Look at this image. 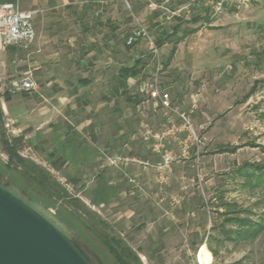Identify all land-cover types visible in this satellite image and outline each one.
Returning <instances> with one entry per match:
<instances>
[{
  "label": "rangeland",
  "instance_id": "rangeland-1",
  "mask_svg": "<svg viewBox=\"0 0 264 264\" xmlns=\"http://www.w3.org/2000/svg\"><path fill=\"white\" fill-rule=\"evenodd\" d=\"M122 1L128 20L125 38L135 19L142 21L157 40L162 30L171 35L175 27L181 28L178 39L170 36L160 46L164 65L172 56L161 76L162 88L170 94L173 108L187 112L196 104L191 121L199 140L188 139L185 151L187 130L171 112V119L183 131L169 134L167 147L174 159L170 166L165 167L162 158L152 154L147 145L131 142L141 114L139 106L126 97L128 93L143 97L140 83L138 86L131 81L129 92L120 100L119 112L111 114L112 121L117 122V136L108 139L109 146L91 165L77 171L70 165L52 169L43 151L33 147L38 139L16 133L5 116L9 138L24 137L21 156L50 173L54 187L44 188L24 177L22 170L8 169V156L1 143L0 172L74 229L105 264H118L108 245L119 252L129 249L142 264H264V232L252 243H226L217 257L207 246V250L202 246L194 251L202 238L216 233L214 222L224 218L219 214L224 211L220 197L253 211L255 219L264 213V191L247 177V173L255 172L249 165L264 164V0H251L235 11L227 9L216 16L194 10L170 23L161 21L163 12L152 13L146 0H130L129 5ZM177 4L169 0L168 6L178 9ZM36 51L34 44L29 49L13 47L12 54L3 52L0 72L8 66L14 72L24 59L34 58ZM133 51L143 56L146 65L140 80L149 82L151 54L144 44L134 46ZM125 61L132 66L133 60ZM13 75L20 77L16 72ZM46 105L52 110L51 116L62 119L59 130L71 126V118L63 117L64 106ZM146 108L145 115L155 132L170 130L163 110L153 114ZM46 143V153L54 150L52 143ZM250 143L259 148L246 146ZM219 146L240 148L234 154H219ZM81 156L86 161L93 158L89 150ZM74 175L80 177L76 185L69 181ZM101 181L108 193L106 203H100L96 196Z\"/></svg>",
  "mask_w": 264,
  "mask_h": 264
},
{
  "label": "crops",
  "instance_id": "crops-1",
  "mask_svg": "<svg viewBox=\"0 0 264 264\" xmlns=\"http://www.w3.org/2000/svg\"><path fill=\"white\" fill-rule=\"evenodd\" d=\"M11 1L18 2L23 9L42 11L35 18V57L24 59L14 71L21 76L30 68L39 67L34 77L40 90L16 97L1 92L3 112L16 133L26 139H38L33 147L43 151L45 162L52 169L60 170L70 165L77 171L89 166L99 152L109 146L108 139L117 136V122L112 121L111 114L119 112L120 100L126 92L121 70L141 62L140 75L127 81L129 90L131 81L139 86L146 67L143 56L136 54L134 47L126 45L124 28L128 20L125 19L123 1ZM175 1L177 8L186 2ZM5 51L13 53L0 50V56ZM128 59L133 60L132 66L125 64ZM9 68L0 72L3 87L15 79ZM48 103L64 106L63 117L71 118V126L59 130L62 119L58 115L51 116ZM114 126L117 128L113 132L111 127ZM46 142L54 146L49 153L44 150ZM85 150L93 156L89 161L81 156ZM73 153L76 154L71 159ZM79 179L76 175L69 177L73 185ZM102 193L108 196L107 192ZM203 245L207 246L200 244L198 249Z\"/></svg>",
  "mask_w": 264,
  "mask_h": 264
},
{
  "label": "built area",
  "instance_id": "built-area-1",
  "mask_svg": "<svg viewBox=\"0 0 264 264\" xmlns=\"http://www.w3.org/2000/svg\"><path fill=\"white\" fill-rule=\"evenodd\" d=\"M129 5L130 0H124ZM149 10L153 12H163L161 21L170 23L176 18L189 16L194 10L199 13L211 14L216 16L227 9L240 8L248 4L251 0H186V2L178 9H171L168 6L169 0L158 3L154 0H146ZM102 3H105L102 2ZM39 10L23 9L18 2L10 1L0 4V50H5L9 47H20L29 49L33 46L37 39L35 28L36 15L41 13ZM144 44L151 54L153 61V73L149 82L141 80L140 93L143 94L144 100L138 108L141 114L138 123V131L132 135L130 141H140L147 145L151 153L162 158L165 167L170 166L173 162L172 153L167 147L170 143V132L174 135L182 132L171 119V112H175L178 120L183 123V127L187 130V137L183 142L184 149L188 148L187 141L193 137L196 141L199 140L194 126L191 121L192 115L195 113L196 104L194 103L187 112H182L178 107L173 108L171 97L168 92L162 88L161 76L164 73L165 65L162 59L161 47L157 39L152 35L148 27L138 19H135L134 27L126 38V45L134 47ZM39 67L30 68L25 74L19 78L12 79L4 87L0 81V93L7 92L9 95L16 97L24 92H36L40 90L38 83L35 80L34 73ZM146 107H149V112L158 114L159 109L163 110V115L166 119L167 128L163 132H155L148 121V116L145 115ZM142 110V112H141ZM165 125V126H166ZM166 128V127H165ZM128 145H126L127 147ZM133 162H138L133 159ZM143 166H148L149 163L140 162Z\"/></svg>",
  "mask_w": 264,
  "mask_h": 264
},
{
  "label": "water",
  "instance_id": "water-1",
  "mask_svg": "<svg viewBox=\"0 0 264 264\" xmlns=\"http://www.w3.org/2000/svg\"><path fill=\"white\" fill-rule=\"evenodd\" d=\"M0 264H105L68 224L0 172Z\"/></svg>",
  "mask_w": 264,
  "mask_h": 264
},
{
  "label": "trees",
  "instance_id": "trees-1",
  "mask_svg": "<svg viewBox=\"0 0 264 264\" xmlns=\"http://www.w3.org/2000/svg\"><path fill=\"white\" fill-rule=\"evenodd\" d=\"M11 0H0V2H10ZM236 9H231L230 11H235ZM207 16V15H206ZM206 18V17H205ZM181 28L179 26L175 27L172 34L169 35L165 30H162L161 33L158 34L159 39L158 44L162 46L165 41L170 37L173 36L178 39V34ZM131 48L130 46H127ZM13 47H9L8 50H11ZM175 51L172 50V55ZM172 56L165 64V68H168L169 63L171 62ZM141 62L134 64L132 67H124L121 70V74L124 79L125 91H128L127 88V81L129 78H137L141 72ZM1 98V94H0ZM126 100L129 103H133L134 106H138L143 102L141 97H132L127 94ZM5 114L1 107L0 102V143L3 152L8 156L7 168L14 169V170H22L24 173V177L32 180L33 182H38L40 186L44 188L54 187V182L51 180V175L45 169L36 165L35 163L25 159L20 154V146L24 142L23 136L13 137L12 139L9 138L5 129ZM246 146H250L252 148L258 147L255 144H248ZM240 147H226V146H219L218 153H228L234 154ZM250 168H253L255 172L253 174H248L247 177L250 180H255V187H261L264 191V164H251L249 165ZM103 182L99 183L98 190L96 192V196L100 199V203H106L107 197L102 193V191L107 192L106 189L103 187ZM221 207H224V211L220 212L219 214L223 216L222 221L214 222V229H216V233H213L208 236L207 239L202 238L201 241L198 243L206 244L209 250L212 252L214 256L219 255V248L226 243H238V242H249L252 243L255 241L263 232H264V213L260 215L257 219L253 217V211L242 209L237 203H228L224 202L223 198L220 197ZM109 250L111 254L114 256L116 262L118 264H142L139 257L136 256L132 251L129 249H123L122 251H116L110 245ZM217 246V247H215ZM204 250H207V247L203 245ZM195 253L198 251V247L194 249Z\"/></svg>",
  "mask_w": 264,
  "mask_h": 264
}]
</instances>
